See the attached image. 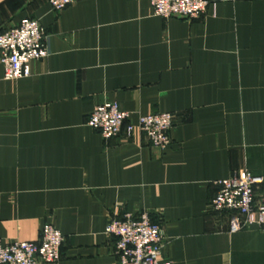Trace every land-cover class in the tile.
<instances>
[{
  "label": "crops",
  "instance_id": "1",
  "mask_svg": "<svg viewBox=\"0 0 264 264\" xmlns=\"http://www.w3.org/2000/svg\"><path fill=\"white\" fill-rule=\"evenodd\" d=\"M152 0H0V34L39 20L49 56L30 77L0 64V244L37 242L52 222L57 264H118L109 220L149 213L162 264H264V232L232 234L210 209L217 182L264 176V0H207L196 20L155 16ZM117 102L126 125L174 116L172 144L138 129L105 140L86 124ZM263 189L258 191V200Z\"/></svg>",
  "mask_w": 264,
  "mask_h": 264
},
{
  "label": "built area",
  "instance_id": "2",
  "mask_svg": "<svg viewBox=\"0 0 264 264\" xmlns=\"http://www.w3.org/2000/svg\"><path fill=\"white\" fill-rule=\"evenodd\" d=\"M76 0H50L54 12L60 13ZM155 16L163 19L182 18L189 21L203 18L213 6L207 0H152ZM50 52L47 36L39 20L25 19L20 25L0 34V64L6 80L30 77L31 64L45 59ZM129 114L117 102H108L94 108L86 124L98 130L105 140L125 132L131 138L138 129L148 142L163 151L172 144L174 116L163 112L141 116L138 126L126 125ZM218 193L210 209L225 215L232 234L257 227L264 232V176L249 171L235 174L217 182ZM263 194L258 200V191ZM104 234L116 238L115 255L118 264H162L164 229L161 222L151 219L149 213L138 218L110 219ZM65 238L52 223H46L37 242L0 244V264H57L62 256Z\"/></svg>",
  "mask_w": 264,
  "mask_h": 264
}]
</instances>
